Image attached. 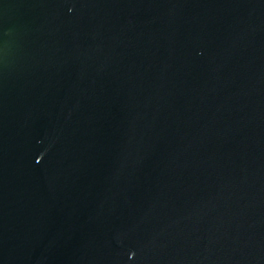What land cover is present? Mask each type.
I'll return each mask as SVG.
<instances>
[{"label":"water","instance_id":"95a60500","mask_svg":"<svg viewBox=\"0 0 264 264\" xmlns=\"http://www.w3.org/2000/svg\"><path fill=\"white\" fill-rule=\"evenodd\" d=\"M0 264H264V0H0Z\"/></svg>","mask_w":264,"mask_h":264}]
</instances>
